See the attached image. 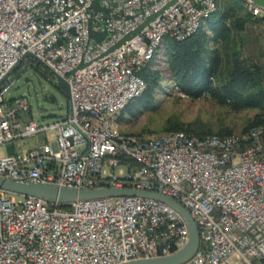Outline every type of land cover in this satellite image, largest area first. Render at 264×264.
Returning a JSON list of instances; mask_svg holds the SVG:
<instances>
[{
    "label": "built area",
    "instance_id": "2783aa9c",
    "mask_svg": "<svg viewBox=\"0 0 264 264\" xmlns=\"http://www.w3.org/2000/svg\"><path fill=\"white\" fill-rule=\"evenodd\" d=\"M94 1L106 13L90 10ZM172 1L0 0V147L53 137L1 156L0 179L159 194L182 206L198 229L199 248L184 264H264V123L205 138L121 134L110 124L144 91L139 73L163 40L184 41L216 11L214 0H178L110 51ZM236 1L264 30V11ZM89 24L108 38L89 40ZM27 54L48 71V81L55 74L69 87L68 113L54 123L21 118L30 113L27 99L6 98L16 83L11 74L36 64ZM172 95L186 98L178 88ZM187 240L182 217L154 200L103 198L61 207L0 190V264H125L171 256Z\"/></svg>",
    "mask_w": 264,
    "mask_h": 264
},
{
    "label": "trees",
    "instance_id": "16d2710c",
    "mask_svg": "<svg viewBox=\"0 0 264 264\" xmlns=\"http://www.w3.org/2000/svg\"><path fill=\"white\" fill-rule=\"evenodd\" d=\"M216 11L198 31L182 42L165 38L152 61L139 73L145 89L127 102L119 120H133L156 110V98L176 85L188 100L205 99L222 111L254 112L240 133L264 123V64L244 57L246 27L256 24L236 0H214ZM160 51L164 70L152 66ZM169 87V88H170ZM203 96H206L205 98ZM219 120L216 126L201 122L185 124L170 116L159 135L184 132L200 138L233 134ZM142 134H149L144 129Z\"/></svg>",
    "mask_w": 264,
    "mask_h": 264
},
{
    "label": "rangeland",
    "instance_id": "374dc122",
    "mask_svg": "<svg viewBox=\"0 0 264 264\" xmlns=\"http://www.w3.org/2000/svg\"><path fill=\"white\" fill-rule=\"evenodd\" d=\"M152 66L159 70H164L163 53L160 51ZM21 64L17 70L11 74L10 79H16L15 85L10 89L6 98L15 99L24 96L30 106L28 116L21 118H31L37 124L48 125L64 118L68 113V100L63 96L53 84L48 81L51 76L41 65L31 64L23 70ZM168 87L167 92L158 95L156 98V110L149 114H141L136 119L126 120L118 118V114L110 119V124L121 134H133L138 136H160L159 130L170 116H176L185 124L201 122L216 126L219 120L227 126H231L233 134H239L245 122L252 119L254 112L232 113L222 111L210 101L199 99L196 101L187 98L180 99L172 95L175 88ZM146 129L149 134H142ZM45 140H53L52 136L34 137L30 139L17 140L12 145L0 147V157L9 153L20 154L22 151L32 150L43 144ZM121 169L114 171L118 175ZM16 197V196H15ZM18 198V197H16Z\"/></svg>",
    "mask_w": 264,
    "mask_h": 264
},
{
    "label": "water",
    "instance_id": "95a60500",
    "mask_svg": "<svg viewBox=\"0 0 264 264\" xmlns=\"http://www.w3.org/2000/svg\"><path fill=\"white\" fill-rule=\"evenodd\" d=\"M176 1L178 0L172 1L162 11L147 18L141 26H139L136 30L125 36L110 51L119 48L120 46L124 45V43L134 38L152 21H154L160 14H162L164 10H166L169 6L173 5ZM249 1L252 2L254 5H256L257 7H259L262 11H264V0H249ZM89 9L93 10L95 13L96 12L106 13V11L100 7L99 1L92 2ZM88 37L89 40H93L94 42L101 43L102 41L108 38V34L105 32L98 34L93 33L90 30V24H89ZM26 57L32 58L37 65L42 66L40 61L34 58L32 55L27 54ZM83 67H84L83 65H80L77 70H80ZM74 73L75 71H73L71 75ZM52 76H53V81H51V83L53 84V86L56 88L57 91H59L63 96H65L67 100H69L70 92H69V87L65 82V80L56 76L55 74H52ZM0 190H2L8 195L21 197V198L31 197L41 200L47 204H58L61 207H66L75 202L94 200V199L137 197V198L150 199L164 203L182 217L188 230V240L186 245L181 250L168 257L148 259V260H136L125 264H184L194 256V254L197 252L199 248V232L194 221L190 217L189 213L182 206L177 204L175 201L167 197L161 196L159 194L147 193L138 190H114V189L85 190V189H75V188H62L53 185L20 183V182H12L3 179H0Z\"/></svg>",
    "mask_w": 264,
    "mask_h": 264
},
{
    "label": "crops",
    "instance_id": "0c3cea01",
    "mask_svg": "<svg viewBox=\"0 0 264 264\" xmlns=\"http://www.w3.org/2000/svg\"><path fill=\"white\" fill-rule=\"evenodd\" d=\"M246 39L244 57L259 60L264 64V30L257 24H250L246 27Z\"/></svg>",
    "mask_w": 264,
    "mask_h": 264
},
{
    "label": "bare ground",
    "instance_id": "6f19581e",
    "mask_svg": "<svg viewBox=\"0 0 264 264\" xmlns=\"http://www.w3.org/2000/svg\"><path fill=\"white\" fill-rule=\"evenodd\" d=\"M174 87L179 89V87H178V86H174Z\"/></svg>",
    "mask_w": 264,
    "mask_h": 264
}]
</instances>
